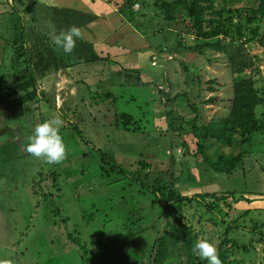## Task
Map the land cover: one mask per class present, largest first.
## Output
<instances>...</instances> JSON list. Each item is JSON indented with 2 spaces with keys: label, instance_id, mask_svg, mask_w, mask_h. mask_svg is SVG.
I'll list each match as a JSON object with an SVG mask.
<instances>
[{
  "label": "rangeland",
  "instance_id": "obj_1",
  "mask_svg": "<svg viewBox=\"0 0 264 264\" xmlns=\"http://www.w3.org/2000/svg\"><path fill=\"white\" fill-rule=\"evenodd\" d=\"M110 1L119 4V9L127 6V0ZM137 1L138 3L132 4L133 9L145 10L142 18L136 14L140 28H137L135 22L120 21L117 17L120 14L110 11L113 16L110 23L112 35L105 34L103 46L94 50V56L96 59L102 58L99 59L100 65L105 67L95 63L87 64L86 68L89 66L88 70L91 73L83 76L87 80L77 85L78 93L74 84L75 79L69 78L63 70L70 67L75 72L77 68L74 65L75 49L72 54H65L62 49H57L51 40L45 38H40L42 43L38 44L34 39L35 31L29 24L28 34L31 31L33 39L30 36L27 43L28 46H33L31 65L38 83L47 92L55 95L58 106L78 94V99L88 104L85 106L87 110H90L92 105L98 108L93 110L94 114H108L106 119L100 121L101 125L94 121L93 126H88L91 122L88 118H94L88 112L89 116L85 118L87 122L82 124L84 128L82 130L92 141L99 143L95 145L89 143V147L96 149L101 145L107 147L115 136L120 135L115 123V118L118 117L121 124L124 125L125 122L128 128L132 129L128 132L122 130L125 141L128 136H136L140 131H146L147 136L150 134L151 142L156 141L154 148L164 155L163 158L168 154V149L173 150L177 157L174 171L178 177L176 183L183 193L188 195L205 191L218 194L234 193L235 195L225 199L230 202L231 207L235 198L243 195L245 198L239 200L240 208L253 210L243 215L238 222L239 227L229 232L241 246L232 252L231 258L239 259L241 264H264V194L262 196L256 194L264 193V170H261L264 168V134L262 132L256 134L251 144L243 146L242 150L248 152L247 158L234 173L226 174L213 171L203 163L202 155L196 152V139L190 123L195 117L197 120L195 126L200 132L199 126L202 128L210 121H218L226 116L230 108L229 98L232 96L234 79H255L256 86L264 95V45L255 41L246 45L249 58L259 66V69L248 68L240 74L232 73L227 59L222 56L223 53L215 50L208 52L205 50V54L184 51L174 53L169 59L166 48L174 43L171 36L173 29L162 19L163 15L155 5L158 0ZM224 1L227 2L217 0V6ZM246 2L247 0L236 2V6H243ZM15 17V14L0 15V92L4 86L11 84L15 77L13 74L15 66L12 65V61L16 48L13 40L17 34L14 33L15 29L13 31L11 24L12 21L14 24ZM117 27H120L119 34L116 33ZM174 28L182 30L185 23L179 19ZM186 38L188 44L193 43L192 38L188 36ZM117 42L127 57L123 63L114 58L118 57L115 49L111 54L106 51L118 46ZM149 49L156 56L155 65L151 62L152 52ZM89 51V47H84L77 55ZM46 56L49 61L40 64L39 60H44ZM88 57L87 54L86 58ZM186 67H189L188 71L185 70ZM213 78L220 84L216 86L218 98L210 104L207 100L212 94L209 86L210 79ZM176 95L178 96L175 98ZM168 98L171 101H168ZM192 106L194 111L198 112L195 116ZM262 107L264 109V106L259 108L263 110ZM20 115V111L14 109L11 114H0V259H12L14 264H84L76 250L70 246H63L61 238L66 239L67 234L72 233L80 238L79 244L89 251V260L86 264H96L95 253L98 264H149L151 247L157 232L160 229L164 231L167 222L166 217L160 219L163 210L160 201L143 192L130 178H122L120 172L100 174L95 170V163L91 166L88 176L84 175L82 178L67 169V165L75 167L67 158L62 162L63 165L58 166L47 164L25 151H18L22 141L16 134L15 122L16 116ZM168 123L171 127L169 130L166 127ZM157 125L166 128L161 129ZM181 126L183 131H186V136L177 137L175 130ZM69 131L64 129V136L70 140L75 153V140L70 139ZM203 143L206 146L203 153L214 159L219 154H235L240 150L234 146L222 145L215 139H208ZM186 146L193 153L185 154ZM181 158L187 160L188 167L182 174ZM125 161L122 159L119 163ZM159 166L163 167L164 164L160 163ZM52 169L57 170L60 180L75 177L76 179L81 177L85 182L89 180L90 193L79 190L78 193L82 195L83 200L75 206L80 210L89 207L98 211L93 220H87L81 213L75 212V217L70 216L69 221L65 223L63 219L70 214L69 212L61 211L54 215L44 201V192L33 194L34 190H40L41 179L47 177ZM56 194L58 199L61 197L58 206H61L62 201L68 204L72 199L70 188L65 187ZM215 204L219 205L218 211L223 216L226 211L232 213L231 218L241 213V210L239 214L233 211L220 196L213 202V205ZM206 211V206L198 204L194 221L197 223L198 213ZM138 217H141L139 221ZM204 219L208 224L207 228L201 227L203 235L211 230L215 238H222L224 236L222 231L231 222L226 219L227 224L212 225L207 217ZM195 227L198 229L199 224ZM75 248H78L77 243Z\"/></svg>",
  "mask_w": 264,
  "mask_h": 264
},
{
  "label": "trees",
  "instance_id": "obj_2",
  "mask_svg": "<svg viewBox=\"0 0 264 264\" xmlns=\"http://www.w3.org/2000/svg\"><path fill=\"white\" fill-rule=\"evenodd\" d=\"M241 1L227 0V2L224 1L218 6L217 0L156 1L155 5L163 15L162 19L173 29L171 36L174 39V43L169 48H166L170 54H168V58L172 57L174 53L179 54V52L184 51H197L205 54L206 51L215 50L223 53L222 56L227 59L228 67L232 73L240 74L248 68L259 69V66L249 58L246 45L252 41L264 45V0H247L245 5L237 7L236 2ZM126 3L127 6L124 9L120 8L121 14L125 20L130 23L135 22L137 28H140L136 14L142 18L145 10L136 11L133 9L132 4L138 3L137 0H127ZM23 13L24 11L22 12L17 8L13 9L12 14H15L16 17L14 24L13 21L11 24L13 31L15 29L14 33L17 34L13 40L16 48L12 61V65L15 66V71L13 72L15 77L12 83L4 86L0 92V114H11L13 109L19 110L21 113L19 117L16 116L15 122L16 134L22 141V146L18 151L22 150L24 152V147L29 142L27 137L33 134L37 123L53 117L61 118L64 121L61 134L68 149L67 161L75 164V167L67 165V169L84 178V175L88 176L91 166L95 163V170L100 174L120 172L119 174L122 175V178H130L131 182L136 184L143 192L152 195L156 200L160 201L163 206L160 219L166 217L167 222L165 230L162 231L160 229L157 232L151 247L149 264H209L207 260H201L199 256L192 252L195 242L204 238L218 242V253L222 264H241L239 259L231 258L232 252L241 246L237 239L235 240V238L230 236L229 232L239 227L238 222L243 215H247L253 210V208H240L239 200L245 197L243 195L236 197L231 207L230 202L225 199L228 196L235 195L234 193L223 192L218 194L209 191L195 195L183 193L182 190L178 189L176 183L178 177H176L174 171L177 157L172 152L173 150L170 151L168 149V154L163 158L164 155H161L154 148L156 141L151 142L150 134L147 136L146 131H140L136 136H128L125 141L122 130L124 131L125 129L128 132V130L132 129L128 128L129 126L125 122H123L124 125L121 124L118 117L115 118V123L116 130L120 131V135L115 136L113 142L109 143L107 147L102 145L97 149L89 147V143L92 145L99 143L92 141L91 137L86 136L82 130L84 129L82 124L87 122L88 112L94 117L93 119L88 118V120H91L88 126H93L94 121L101 125L100 121L106 119L108 114H94L93 110L98 108L92 105H90V110H87L85 106L88 104L78 99V94L75 98L58 106L55 95L47 92L38 83V78L31 65L30 52L26 46V28L24 26ZM179 19H182L185 23V28L182 30L174 28V24ZM187 36L193 39L192 44L187 43ZM148 46L150 47V44ZM150 51L152 52L151 62L153 63L156 61V56L153 55L152 50ZM97 59L102 58L97 57ZM188 68L186 67L185 70L188 71ZM37 70L39 69L37 68ZM69 73L73 74L71 68ZM83 81L85 80L76 83L79 85ZM210 82L209 90L212 94L207 101L213 104L218 98L216 86L220 83L215 78L210 79ZM255 83L256 80L252 78L234 79L232 96L229 98L231 101L229 112L220 120H212L208 125L202 126L203 129L199 126L200 132L197 131L195 126L197 121L195 117L190 120L193 127L192 133L196 139V152L202 155L203 163H206L209 169L226 174L234 173L239 166H242L248 156V152L242 150L243 146L251 144L256 134L261 132L264 134V109L263 107V110L259 108L264 106V95ZM158 90L160 89L158 88ZM168 101H171V99L168 98ZM193 107L191 109L195 116L198 112L196 113ZM97 116H101V118L99 119ZM157 126L161 129L166 127L167 130L171 129L169 123L166 127ZM64 129H69L70 139L75 140V153L70 140L64 136ZM116 130L113 132L116 133ZM175 131L177 137H183L186 134L182 126ZM208 139H215L216 142L222 145L227 147L234 146L240 150L235 154H219L214 159L203 153L206 149L203 141ZM192 149L194 150V148ZM184 153L189 154L193 153V151L186 146ZM161 158L162 160L160 161L159 159ZM122 159L126 160V164L121 162L124 166L119 163V160ZM181 160L183 165L182 174L183 170L188 167H186L187 160L182 158ZM160 163L164 164V166L160 167ZM61 165L63 164H58V166ZM261 170H264V168H261ZM81 177L79 179L75 177V179L60 180L57 170L52 169V172L47 177L43 178V180L41 179L40 190H34L33 194L38 195L39 192H44V201L50 206V210L54 215H58L61 211L64 213L69 212L70 214L63 219L65 223L69 221L70 216L75 217V212L81 213L82 217L87 220H93L94 215L98 214V211H94L89 207L84 209L78 205L81 208L80 210L75 206L77 203H82L83 200L82 195L78 193L79 190L90 193L91 183L88 182V179L85 182ZM60 182L63 187H61L62 184ZM65 187L70 188L72 199L68 204H64L62 201L61 206H58L57 204L58 201L61 202V197L58 199L56 193L59 194L60 190L65 189ZM256 194L257 196H262L264 193L257 192ZM219 196L233 211L239 214L241 210V213L236 215L235 218H231L232 213L228 211H226L224 216L220 214L218 211L219 205H213V202L218 200ZM198 204L206 206L207 211L206 213H198L199 216H197L196 223L194 216ZM231 208L229 209L231 210ZM47 209L49 210V208ZM141 217H138L137 221ZM205 217L212 225L213 223L227 224L226 221L231 220L229 226L222 231L224 233L222 238H215L213 236L214 232L211 230L203 235L201 227L207 228L208 224L204 219ZM197 224H199L198 229L195 227ZM93 236L96 237L95 235ZM64 238H61L63 246H70L76 250L83 263L86 264L89 260V251L79 244L80 238L72 233H68L67 238ZM75 243L78 244L80 251L75 248ZM95 256L96 264H98L96 253Z\"/></svg>",
  "mask_w": 264,
  "mask_h": 264
},
{
  "label": "crops",
  "instance_id": "obj_3",
  "mask_svg": "<svg viewBox=\"0 0 264 264\" xmlns=\"http://www.w3.org/2000/svg\"><path fill=\"white\" fill-rule=\"evenodd\" d=\"M118 7L119 4H114L113 1L110 0H0V15L12 14L15 8L22 12L24 11V15H22L24 16V26L26 28L25 41L27 49L30 52L31 63L33 46L30 47L27 43V39H29L32 34L31 31L30 34H28V30H30L28 28L29 24H31L35 31L36 36L34 39L38 44L42 43L40 38L51 40L53 33L58 34L60 31L67 30L73 25L79 26L83 32V39H78L75 47L76 56L74 65L75 67L77 66V68H75V72L72 71V75L69 73L70 67L63 69L64 73L68 75L69 78L75 79V86L78 89V84L76 82L81 80L86 81L87 79H84L83 76H87V74L91 73V71L88 70L89 66L86 68L87 64L95 63L99 66L101 63V61L94 56V50L99 46H103L105 34L112 35V25H110V23L113 21V16L110 11L120 14L121 16L117 15V17L120 18V21L126 22ZM83 21L85 22L80 25L79 23ZM119 28L120 27L116 28L117 34H119ZM117 45L118 46L106 51L108 54H111V51L113 52V49H115L118 53V57L115 56L114 58L116 60H121L123 63L125 61L124 59L127 57H125L121 51V45H119L118 42ZM84 47H89L90 51L83 55H77V52L81 51ZM43 48L41 49L42 53ZM87 54L89 56L88 58H86ZM94 58L96 59L95 61H90ZM43 59L45 61L39 60L40 64H45L49 61L47 56ZM70 65H72V63H70ZM100 66L103 68L105 67V65ZM38 69L40 70V68Z\"/></svg>",
  "mask_w": 264,
  "mask_h": 264
},
{
  "label": "clouds",
  "instance_id": "obj_4",
  "mask_svg": "<svg viewBox=\"0 0 264 264\" xmlns=\"http://www.w3.org/2000/svg\"><path fill=\"white\" fill-rule=\"evenodd\" d=\"M78 39H83V32L79 26L73 25L58 34L53 33L51 40L57 49H62L65 54H71L76 47ZM172 57L170 56L169 59ZM64 121L53 117L37 123L33 134L28 136V143L24 151L47 164L62 163L68 155L67 144L61 134ZM218 242L209 241L207 238L195 242L192 252L207 260L209 264H222L218 253ZM0 264H14L12 259H0Z\"/></svg>",
  "mask_w": 264,
  "mask_h": 264
},
{
  "label": "built area",
  "instance_id": "obj_5",
  "mask_svg": "<svg viewBox=\"0 0 264 264\" xmlns=\"http://www.w3.org/2000/svg\"><path fill=\"white\" fill-rule=\"evenodd\" d=\"M153 63L156 64V61H154ZM160 88H162V86H160Z\"/></svg>",
  "mask_w": 264,
  "mask_h": 264
}]
</instances>
